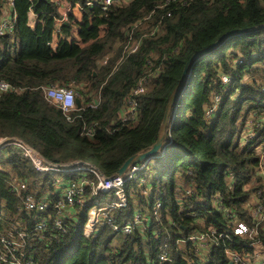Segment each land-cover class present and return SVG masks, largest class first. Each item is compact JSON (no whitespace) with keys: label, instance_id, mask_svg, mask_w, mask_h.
<instances>
[{"label":"trees","instance_id":"1","mask_svg":"<svg viewBox=\"0 0 264 264\" xmlns=\"http://www.w3.org/2000/svg\"><path fill=\"white\" fill-rule=\"evenodd\" d=\"M9 4L0 0V19H14L0 36V81L13 88L0 94V138H19L52 163H89L106 178L157 143L189 61L226 33L249 31L189 66L157 163L137 178L123 174L127 206L91 235L88 213L111 203L109 193L85 185L61 212L63 190L80 178L41 173L17 147L0 151V246L22 231L21 252L33 264H264V221L249 202L256 183L264 188V28L256 30L264 0H128L105 11L99 0ZM55 83L73 87L81 107L64 112L49 101L45 88ZM19 181L26 190H13ZM29 195L46 211L28 210ZM39 221L47 228L37 230ZM238 223L249 232L236 234ZM196 234L208 237L206 246L189 240Z\"/></svg>","mask_w":264,"mask_h":264},{"label":"built area","instance_id":"2","mask_svg":"<svg viewBox=\"0 0 264 264\" xmlns=\"http://www.w3.org/2000/svg\"><path fill=\"white\" fill-rule=\"evenodd\" d=\"M101 4V8L105 11L109 6L113 3H122L128 0H99ZM9 6H13V0H9ZM90 5V2L87 3ZM67 9L64 13V20L62 22H67V12L70 11ZM75 12L79 10V7L73 9ZM14 19H0V36L5 35L7 32L11 31L14 27L13 25ZM137 47L133 49L135 51ZM222 82L224 84L229 82V78L227 76L222 77ZM145 87L141 86L136 91L135 94L143 93ZM13 91L12 86L5 82L0 81V94L7 93ZM45 96L46 98L59 106L64 112H70L76 108V100L77 94L70 87H65L59 83H55L50 87L45 88ZM216 104L220 100L219 97L216 99ZM135 107L136 102L130 101L129 111L131 114L135 115ZM216 109V105L213 109L209 111L208 114L214 113ZM132 119H135L132 116ZM9 146L17 147L25 152V155L28 156L37 171L49 174L50 172H58L60 174L64 173H73L74 176L79 177V182L72 183L67 186L63 190V199L59 201L56 205L57 209L61 212L67 210L69 206H72L77 200L80 201L81 197L84 194L85 185L96 184L95 191L97 192H107L110 196L113 197L111 203L101 204L93 206L89 213L88 219L84 223V233L85 235H91L94 231H99L102 227H104L107 223L112 222L113 210L118 207H126L128 204L127 196L124 190L125 178L124 175H116L113 178H106L99 170H97L94 166L89 163H81V162H73L68 164H56L44 159L37 150L27 145L23 140L19 138H0V151L6 150ZM262 149V147H260ZM163 154H161L162 156ZM159 159V155H154L152 157L147 158L146 160H142L141 164H136L128 167L125 173H127L128 179L137 178V173L144 170L148 166H154ZM154 162V165L151 164ZM264 163L261 162L260 168L258 170L259 175L264 177ZM136 176V177H135ZM63 180V179H62ZM63 182V181H61ZM257 187H259L260 183H256ZM252 195V210L254 214L257 216V219L261 222L264 219H260L262 217L260 214L264 213V188L256 190ZM27 184L19 181L13 185V190L16 192H21L22 190H26ZM250 202V201H249ZM158 204L157 206H159ZM48 204L45 201L38 202L34 199L32 195H29L26 199V208L28 210H36L37 212L46 211ZM93 214V215H92ZM141 215H137L135 221L133 223H129L124 225L120 230L124 234H130L135 225L138 224ZM53 226L61 230L63 228L62 220L58 219L53 220ZM47 228L46 221H39L37 223V230H44ZM116 230H119L117 226L114 227ZM236 234L244 235L249 232V228L244 223H238L235 229ZM26 238V234L22 231H15L9 237H3L1 239L0 246V264H33L34 258L28 254L22 253L21 249L23 244L20 242L22 239ZM189 240L197 243L199 246H206L208 237L206 235H192L189 237ZM30 249L32 247L30 246ZM161 260L166 259V254L160 256Z\"/></svg>","mask_w":264,"mask_h":264},{"label":"water","instance_id":"3","mask_svg":"<svg viewBox=\"0 0 264 264\" xmlns=\"http://www.w3.org/2000/svg\"><path fill=\"white\" fill-rule=\"evenodd\" d=\"M263 28H264V26L259 27L256 30H260V29H263ZM253 30H255V29H253ZM248 31L249 30H237V31H233V32L226 33L214 45H212L208 49H205V50L197 53L189 61V63L187 64V66H186V68H185V70L183 72V76H182L181 82H180L177 90L175 91V93H174V95H173V97H172V99L170 101V104H169V106L167 108L166 115H165V118H164L163 123H162L161 136H160L159 140L157 141V143L150 150H148V151H146L144 153H140V154L132 157L131 159H129L124 164V166L121 168V170L119 171V174L120 175H123L126 172V170L128 169V167L133 166V165H136L139 162H141L142 160L147 159L149 157H152V156L156 155L158 153V151L162 148L163 141L165 139V133H166V130H167V127H168V121H169L170 113H171V111L173 109V106H174L176 100L184 92V90L186 89L187 84H188L189 66L195 60H199L200 58H203L205 55L209 54L210 52L215 51L220 46V44L222 42H224V40H226L228 37H231V36L236 35V34L246 33ZM76 105L79 108L81 107V102H80L79 99L76 100Z\"/></svg>","mask_w":264,"mask_h":264},{"label":"rangeland","instance_id":"4","mask_svg":"<svg viewBox=\"0 0 264 264\" xmlns=\"http://www.w3.org/2000/svg\"><path fill=\"white\" fill-rule=\"evenodd\" d=\"M72 89H74V88L72 87ZM75 92H76V91H75ZM77 93H78V92H77ZM77 93H76V94H77ZM77 97L79 98V94H77ZM151 164L154 165V162H151ZM57 179H60V177L57 176ZM61 180H62V179H61ZM250 203L253 204L252 199H250ZM92 215H93V214H92ZM260 215L262 216V217H260V219H262V218L264 219V213L262 212ZM250 237H251V236H250Z\"/></svg>","mask_w":264,"mask_h":264},{"label":"crops","instance_id":"5","mask_svg":"<svg viewBox=\"0 0 264 264\" xmlns=\"http://www.w3.org/2000/svg\"><path fill=\"white\" fill-rule=\"evenodd\" d=\"M128 2V1H127ZM77 12V11H76Z\"/></svg>","mask_w":264,"mask_h":264}]
</instances>
